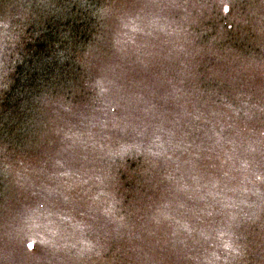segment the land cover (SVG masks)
Wrapping results in <instances>:
<instances>
[{
  "label": "trees",
  "instance_id": "obj_1",
  "mask_svg": "<svg viewBox=\"0 0 264 264\" xmlns=\"http://www.w3.org/2000/svg\"><path fill=\"white\" fill-rule=\"evenodd\" d=\"M28 1L0 0V200L4 201L1 207L8 213L13 208L19 211L25 206L22 204L26 199L42 190L30 167L32 164L20 158V152L39 153L35 169L42 173L55 178L59 172L55 154L28 142L42 139L43 134L39 138L35 135L45 122L53 134L52 140L62 142L63 134L71 136L65 141L76 148L70 152V160L79 164L81 157L92 163L100 158L104 161L107 178L97 179L96 174L94 186L73 188L65 193L75 197L74 209H81L84 217L94 221L98 231L99 247L87 264H102L109 260L112 264H185L184 257L186 264H196L197 259L192 257L194 252L202 256L203 264H264V226L258 223V214L254 213L255 209H262L259 212L264 215L261 183L251 190L244 180L240 181L231 192H248L236 197L230 195V191L225 193L230 184L225 182L223 185L220 178L226 175V180H232L233 175L228 174H234L233 171L223 167L216 171L203 169L206 161L202 156L208 147L207 140L215 134L220 136V124L223 126V121L215 117L212 106L219 104V108L225 109L230 106L223 105L220 96L217 101L216 92L203 90L208 87L206 79L215 75L213 72L208 74L200 61L207 57L209 47L221 45L219 51L209 55L207 60L211 58L214 64L215 56L228 67L234 66V54L231 53L234 44H224L223 38L228 14L219 15L211 0L201 1L197 31L203 33L196 41L199 44H195L199 54L193 55L192 45L184 51L191 58L186 69H179L180 75L163 66L159 59H168L170 49L167 48L158 53L154 49L150 60L139 59L135 48L129 51L131 59L116 57V50H112L114 56L104 72L100 68L92 69L100 61V46L96 50L94 44L91 48L87 45L103 32L99 25H95L98 18L109 10L116 11L125 0H40L48 6V18L52 19L45 25L55 20L54 27L48 30L50 33L47 31L44 35L43 32L42 44H28L26 41L32 24L37 25L39 21L38 17L33 20L36 14L31 11ZM187 6L190 4L185 3L184 7ZM212 20L215 21L209 22ZM59 25H65L64 29L72 36L59 35ZM236 30L238 41L240 32ZM72 42L74 46L70 47ZM58 44H67L60 59L52 56L63 48ZM225 49L229 51L223 52ZM22 52L26 55L23 56ZM219 53L223 57L218 56ZM235 56L240 58L238 53ZM59 60L72 62L61 64ZM21 61L26 66H22ZM196 62L197 65L190 68ZM81 65L84 73H81ZM193 73L201 78L192 80L190 86ZM79 74L84 76L78 78ZM156 76L171 88L174 84L177 88L185 84L184 92L190 89L197 103L192 101L193 98L190 101L195 104L193 109H197L199 115L185 114L187 120L182 118V112L172 107L174 95L157 88ZM76 82L77 85L73 86ZM259 110L264 112V106ZM66 113L69 117L64 120ZM202 120H205L207 135L196 139L194 136L198 133L194 129L190 138L193 123ZM236 129H226L218 144L219 148H225L228 138L234 144L229 152L224 150V162L228 166L235 160L232 151ZM73 140H84L88 150L83 154ZM195 140L199 146L191 147L190 143ZM97 141L104 142L108 148L97 149ZM254 141L253 138L246 141L245 148H258ZM260 152L263 151H247L250 153L248 157L258 156ZM14 157L15 172L12 169ZM236 162L244 164V161ZM248 169L259 174L256 166ZM86 171L95 173L88 167ZM188 182L194 185L188 198H181L170 190ZM56 185L54 190L58 189ZM100 194L102 201L99 202L95 198ZM137 196L151 204L140 217H136L127 205H122V201H136ZM255 197L257 201L252 203ZM57 198L54 194L45 206L41 204L42 208H50ZM39 203L36 200L29 209ZM194 203L198 205L196 215L200 219L196 234L195 222L183 217L185 212L194 215ZM173 206H178V211L171 208ZM71 215L76 216L74 212ZM65 222L70 225L68 219ZM5 227L0 226V264H52L50 257L45 256L49 254L47 246L42 250L45 255L37 261L22 262L17 255L23 248L19 249L18 243L15 246L10 237L14 229L18 232L20 229Z\"/></svg>",
  "mask_w": 264,
  "mask_h": 264
},
{
  "label": "rangeland",
  "instance_id": "obj_2",
  "mask_svg": "<svg viewBox=\"0 0 264 264\" xmlns=\"http://www.w3.org/2000/svg\"><path fill=\"white\" fill-rule=\"evenodd\" d=\"M50 1L54 2V0ZM201 1L132 0L129 2L125 0L123 2L124 5L115 11L116 15L114 17L108 16L100 22L103 32H100V36H97L96 44L93 46H96V50L100 46L101 55L99 56L100 61L95 63V65L101 71L106 72L108 64L114 56L112 50H116V57L131 59L129 51L135 48V55L139 59L150 60L154 49L157 50L155 53H158L160 50L167 48L170 49L168 59L160 57L159 59L163 62V66H167L168 69L173 70L178 75L179 69L181 67L186 69V65L191 58L184 51L188 50L192 45L193 55L199 54V49L195 44H199L196 41L199 40V36L203 33V31H197L201 16ZM185 3H189L190 7H184ZM211 5L215 11H218L219 15L228 14L226 16L223 38L224 44H234L235 49L232 48L233 50H231V53L234 54V66L228 67L224 61L221 62L215 56L216 62L214 64L211 62V58L207 60L209 55L219 51L221 45L209 47L207 57L200 61V65L208 74L213 72L215 76L211 79L205 78L208 81V87H203V90L205 92L210 90L216 92L218 94L217 101H219L220 96L222 97L223 105L230 106L228 109L219 108V104L212 106L217 120L223 121V126L220 124V136L226 134V129L229 130L234 127L238 129L233 133V141L236 142L232 151V155L235 156L234 162H231L229 166L227 162H224V150L226 149L229 152L234 144L228 138L226 142L228 146L222 149L219 148L220 136L215 134L214 137L207 140L208 147L206 146V153L202 156L204 161H206L203 169L216 171L217 168L223 167V169L234 172V174H228L233 175L232 180H226V175L220 176L223 185L225 182L230 184L225 189V193L227 191L231 192L233 187L242 180L247 183L248 188L251 190L258 183H261L260 187L264 189V112L259 110L264 106V0H211ZM225 8L228 10L225 11ZM40 13L41 11H38L33 20L39 17ZM236 29L240 32L238 41H236ZM205 33L208 34L207 31ZM211 33L214 34L213 31ZM110 41L112 44H109ZM103 44H106L105 47H102ZM118 44L122 45L119 47ZM228 51L229 49L223 50L225 53ZM221 53L218 56L223 57ZM236 53L240 55L239 59L236 58ZM22 55L25 56L26 52H22ZM197 63L192 64L190 68L197 65ZM81 69H83L82 65ZM200 78L201 75L193 73L189 81L190 86H192V80L198 81ZM157 79V88L159 90L174 95L172 107L182 112V118L187 120L185 114H192V117L199 115L197 109H193L195 104L192 101L194 103L197 102H195L194 96L189 92L190 89L184 92L185 84H182L179 88H177V84H174L171 88L167 82L161 81L158 77ZM7 82L8 80L6 84ZM189 101L190 105L188 104ZM67 117H69L68 113L64 115V120ZM203 121L205 120L196 124L192 122L194 128L189 136L190 138L194 129L199 135H207V127L204 126L205 123ZM241 122H244L245 126H241ZM44 123H41L40 131L35 137L39 138V135L43 134L42 139H51L53 134L49 132ZM256 124L260 125L258 130L253 133V126ZM73 128H78V126ZM252 138L257 143L258 148L249 146L245 148L244 143ZM70 139L71 136L63 134L61 137L62 142L57 140L59 141L56 144L59 147L57 150L60 152L55 153L54 157L59 172H57L55 178L35 169L36 160L40 157L39 153L33 151H28L25 154L19 153L20 158L28 160L29 164H32L30 167L33 169L39 183H41L40 188L42 189L26 199L22 204L25 205L22 209L19 208V211H14L15 208H13L11 210V213L14 211L12 214L14 219L17 214H22L21 217L23 218L21 226L17 228L20 229L19 232L14 229L12 236H10L15 246L18 243L19 249L23 248L20 255H17L22 262L37 261L39 257L45 255L42 250L47 246L49 247L47 249L49 254L45 256L50 257L48 259L52 264H87L90 256L99 247L98 231L94 221L84 217L81 209H74L76 206L75 197L72 194L65 193L73 188L85 189L94 186L96 174L97 179L107 178L104 161L100 158L97 159L96 163H92L90 160L81 157V166L78 162L70 160V152L76 150V148L65 142ZM73 141L79 144V149L83 154L88 150L84 140ZM190 146L198 147L199 143L195 140L190 143ZM96 148L107 149L108 147L104 142L97 141ZM258 150L263 152L257 153L259 154L258 156L251 155L248 157L250 153H247V151L257 152ZM244 153L245 155H243ZM213 159H216V162ZM237 160L244 161V164L236 162ZM247 165L250 169L253 166L259 168V174L250 171ZM87 167L95 173L86 171ZM15 168L14 157L13 172H15ZM55 185L58 188L57 190H54ZM193 188L194 185L188 182L169 189L181 198H188L190 196L189 192ZM246 192L248 191L240 190L239 192H231L230 195L236 197L245 196ZM54 194L58 198L52 202L50 208L43 209L42 206H45ZM45 196L48 197L45 198ZM2 200L1 198L0 214L5 212V208L1 207L2 203H4ZM36 200H39L40 203L33 209H29ZM95 200L102 201V194L98 195ZM256 201L257 198L255 197L252 203H256ZM197 206L194 203L193 216H189L188 212H185L183 216L187 221L191 219L195 222V234L198 233L200 227V219L196 215ZM171 208L176 211L179 209L178 206ZM72 212L77 217L71 215ZM66 219L69 220L70 225L65 222ZM29 242L34 244V249L37 247L34 253H30L33 249L28 247ZM184 259L182 260L186 264ZM6 261L11 260L6 259ZM104 262L102 264H112L110 260ZM196 264H203V260L197 259Z\"/></svg>",
  "mask_w": 264,
  "mask_h": 264
},
{
  "label": "bare ground",
  "instance_id": "obj_3",
  "mask_svg": "<svg viewBox=\"0 0 264 264\" xmlns=\"http://www.w3.org/2000/svg\"><path fill=\"white\" fill-rule=\"evenodd\" d=\"M28 2H29V6H30L31 11L34 14L38 13V11L39 12L41 11V13L38 17L39 18L38 24L37 25L32 24V26L30 28V33L26 37V41L28 42V44H42V42L40 41V38L44 37V36H42L43 32L45 35L48 30H51L55 25L54 24L55 20H53L52 24L46 26L45 25L46 23L52 22V19L48 18L50 16V13H48V6L45 5L44 3L40 2V0H29ZM115 15H116V12L113 10H111L108 13H105L103 16L98 18V21H97V23H95V25H99L98 27L100 28V22L101 21L106 19L108 16L114 17ZM59 26H60V28L57 30L59 35L72 36V34L66 32V29H64L65 25H59ZM8 44H14V43H8ZM71 44L72 45L70 47L74 46V42H72ZM92 44H96V40L92 41L90 44H88L87 48H91ZM58 45H60L63 48L62 49L60 48V50L52 53V56H53V58L57 56L60 59L61 57L64 56V49L66 50L67 44H58ZM69 52H70V50H69ZM59 62L61 64H69L70 62H72V60H70V61L69 60H59ZM21 63H22V66L25 65L23 63V61H21ZM82 65L85 67L84 62H82ZM92 69L95 70V69H98V67L96 65H93ZM81 73H84L83 69H81ZM82 76H84V74H82V75L79 74L78 78H80ZM57 79H59V78H57ZM72 85L73 86L77 85V82H76V84L74 83ZM240 124H241V126H245L244 122H241ZM259 125L260 124H256L255 126H253V133L258 130ZM26 127H28V126H26ZM203 136H204V134H202V135L197 134L194 136V138L201 139ZM28 142L36 144V146H39L41 149H43L45 152H47L49 154H55L57 152H60L57 150V149H59V147L56 145V144H58V142L55 140H52V139H32V140H29ZM26 146L29 148L28 145H26ZM136 198H137L136 201H128V202L122 201V205L124 203V206L127 205L130 208V210L135 213L136 217H140L144 213V210H146L148 206H151V204L146 199L141 198L140 196H137ZM255 210L256 211L254 213L258 214L257 215V218L259 220L258 223L260 225L264 226V224L262 223V219H263L264 215L262 213L260 214V212H259L262 209H255ZM12 214L13 213H8L7 211H5L0 216V226H6L5 228H10L13 226H15V228L20 227L22 224V220H23V218L21 217L22 214H17V216L15 215V219L12 217L13 216ZM23 224H24V222H23ZM206 246L208 249H211V247L209 245H206ZM192 255H193L192 257H195L199 260H202V256L198 252H194V253H192Z\"/></svg>",
  "mask_w": 264,
  "mask_h": 264
},
{
  "label": "snow or ice",
  "instance_id": "obj_4",
  "mask_svg": "<svg viewBox=\"0 0 264 264\" xmlns=\"http://www.w3.org/2000/svg\"><path fill=\"white\" fill-rule=\"evenodd\" d=\"M224 10H225V11H227L228 9H227V8H225ZM28 247H29V248H31V247H32V245H31V244H29V245H28Z\"/></svg>",
  "mask_w": 264,
  "mask_h": 264
},
{
  "label": "water",
  "instance_id": "obj_5",
  "mask_svg": "<svg viewBox=\"0 0 264 264\" xmlns=\"http://www.w3.org/2000/svg\"><path fill=\"white\" fill-rule=\"evenodd\" d=\"M29 244H31V245H32V247L30 248V249H32V248H33V244H32V243H29ZM29 244H28V245H29Z\"/></svg>",
  "mask_w": 264,
  "mask_h": 264
}]
</instances>
